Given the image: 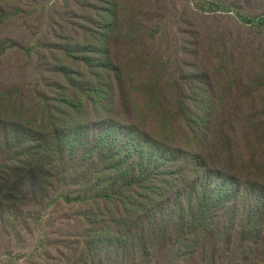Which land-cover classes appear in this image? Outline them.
Segmentation results:
<instances>
[{
    "label": "rangeland",
    "instance_id": "374dc122",
    "mask_svg": "<svg viewBox=\"0 0 264 264\" xmlns=\"http://www.w3.org/2000/svg\"><path fill=\"white\" fill-rule=\"evenodd\" d=\"M0 10V103H6L0 108L2 138L12 132L23 135L26 128L34 137L51 128L45 112L54 113L58 103L47 101L45 94L92 80L103 90L109 84L108 56L123 69L125 97L115 88L113 103L102 91L99 99L94 95L97 104L88 98L61 104L70 112L69 123L114 115L125 123L135 119L158 137L165 134L161 118L182 125L186 115L203 117L210 131L216 121L231 119L241 136L245 125L264 120V21L242 18L264 15V0H0ZM178 127L169 129L171 136L181 132ZM2 140L0 264H264V242L248 260L242 256L244 247L238 258H211L223 241L200 242L193 257L158 256L151 247L88 246L92 231L116 230L120 214L115 206L97 199H56L60 193L74 195L81 181L68 158L51 164V184L46 193L39 192L44 179L31 186L22 175L27 168L23 159L14 158L11 142ZM254 142L261 157L264 142ZM63 161L68 163L62 171ZM123 218L129 227L163 219ZM240 242L233 241L232 248Z\"/></svg>",
    "mask_w": 264,
    "mask_h": 264
},
{
    "label": "trees",
    "instance_id": "16d2710c",
    "mask_svg": "<svg viewBox=\"0 0 264 264\" xmlns=\"http://www.w3.org/2000/svg\"><path fill=\"white\" fill-rule=\"evenodd\" d=\"M242 18L247 22L264 21V15ZM108 57L104 63L110 69L109 84L103 90L92 80L86 85L71 82L60 93L45 94L47 101L58 103L54 113L45 112L51 128L35 132L34 137H28L30 128L23 135L12 132L0 137V144L2 139L11 142L14 158L23 159L27 166L22 175L29 178L31 186L35 187L37 178L44 179V186L37 188L39 192L46 193L51 184V164L68 158L72 172L81 181L76 182L74 195L60 193L56 199L65 203L97 199L115 206L120 214L116 230L108 227L92 231L87 236L88 246L123 245L125 250L151 247L158 256L193 257L200 242L223 241V249L215 245L211 258H238L244 247L242 256L248 260L255 247L264 242V153L259 157L254 142H264V120L245 125L241 136L231 119L221 124L216 121L210 131L204 127L207 123L203 117L186 115L182 125L177 119L161 118L160 128L165 134L158 137L137 120L125 123L114 115L93 123H69L70 112L61 109V104L70 105L71 100L81 98L97 104V94L102 91L113 103L115 88L121 99L125 97L123 69ZM95 77L100 78L98 73ZM5 104L0 103V108ZM180 107L184 109L185 105ZM173 125L181 129L176 134L179 139L171 136ZM254 126L261 131L250 129ZM67 163L63 161L62 171ZM133 214L161 215L163 219H149L146 225H123V217ZM238 240L237 248H232L233 241ZM217 247L221 249L219 254Z\"/></svg>",
    "mask_w": 264,
    "mask_h": 264
}]
</instances>
